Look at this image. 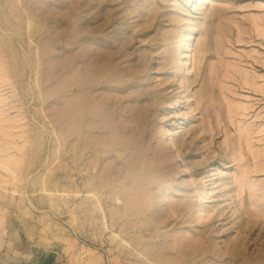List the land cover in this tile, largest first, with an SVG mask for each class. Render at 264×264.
<instances>
[{
    "label": "rangeland",
    "instance_id": "rangeland-1",
    "mask_svg": "<svg viewBox=\"0 0 264 264\" xmlns=\"http://www.w3.org/2000/svg\"><path fill=\"white\" fill-rule=\"evenodd\" d=\"M79 92L122 155L95 157L98 120L74 150ZM0 146L20 167L0 168V264H264V0H0ZM127 159L96 207L86 180Z\"/></svg>",
    "mask_w": 264,
    "mask_h": 264
},
{
    "label": "bare ground",
    "instance_id": "bare-ground-1",
    "mask_svg": "<svg viewBox=\"0 0 264 264\" xmlns=\"http://www.w3.org/2000/svg\"><path fill=\"white\" fill-rule=\"evenodd\" d=\"M48 10V9H47ZM47 12V11H46ZM92 31V30H91ZM89 33V32H88ZM66 34V33H65ZM91 34V33H90ZM92 35H95V33H93ZM47 41V40H46ZM83 49V48H82ZM87 51V50H86ZM98 52V51H97ZM95 54H96V52H94ZM112 53V52H111ZM90 54V53H89ZM105 54V53H104ZM113 54V53H112ZM108 56V55H107ZM70 57V56H69ZM68 57V58H69ZM83 57V56H82ZM91 57H92V55H91ZM95 57V56H94ZM70 58H72V56L70 57ZM111 58H112V56H111ZM94 59V58H93ZM110 59V58H109ZM69 60V59H68ZM67 60V61H68ZM88 60V59H87ZM100 60H102V59H100ZM107 60V59H106ZM87 62V61H86ZM106 62V61H105ZM93 63H95V61L93 62ZM99 63V62H98ZM98 63H96L97 65H98ZM69 64H70V61H69ZM75 64H77V63H75ZM89 64H91V62H89ZM94 65V64H93ZM100 66H102V64H99ZM75 67H76V65H75ZM74 67V68H75ZM108 67V66H107ZM90 68V67H89ZM93 68V67H92ZM91 69V68H90ZM96 69H98V67L96 66ZM96 69H95V71H96ZM102 69V71H103V68H101ZM107 69V68H106ZM72 71H73V68L71 69ZM84 70H86V69H84ZM93 70V69H92ZM99 70V69H98ZM110 70H111V68H110ZM77 71V73L79 72V70H76ZM101 71V70H100ZM115 71V70H114ZM74 72H75V70H74ZM94 72V71H93ZM108 72V71H107ZM111 72H112V70H111ZM116 72V71H115ZM104 73H105V71H104ZM73 74V73H72ZM71 74V75H72ZM80 74V73H79ZM70 75V76H71ZM78 75V74H77ZM72 76L74 77L73 79H72ZM71 76V79H72V83H71V85L72 84H77V81H76V83H75V80L77 79H75V76L74 75H72ZM83 76V75H82ZM81 77V76H80ZM100 76L99 75H96V77L95 78H99ZM103 77H104V75H103ZM102 77V78H103ZM106 77V76H105ZM110 77V76H109ZM90 78V77H89ZM108 78V77H107ZM73 80H74V82H73ZM81 80V79H80ZM92 80V79H91ZM71 82V81H70ZM87 82V81H86ZM89 82V81H88ZM107 82V81H106ZM110 82V81H109ZM84 83V82H83ZM98 83V82H97ZM79 84V83H78ZM70 85V84H69ZM83 85V84H82ZM89 91V90H88ZM76 94V93H75ZM74 94V95H75ZM80 94V92L78 93V94H76L77 95V97H75L76 99L75 100H73V107H71V108H73V110H74V114H73V110L71 109V112H72V114H73V116H74V118H73V120H72V122H71V124H72V134L74 135V142L72 143L71 142V145H73V148H74V150L76 151V152H80L81 151V154L80 155H82V149H83V145H82V142H84V140H86V138H87V135L89 134V135H91V134H93L92 133V129L90 128V126H89V121L90 120H98L99 121V124H100V126L98 127L97 126V128H98V133H96V134H94V135H96L95 136V138H92V139H95V140H93L92 141V139L91 140H89L91 143H93V142H95L94 143V146L92 147V148H94V155H95V157L98 159H100V158H102V155L103 154H105V153H107L108 151H109V149H113L115 152H116V154L118 155V156H120V155H122V153H120V151H122V149H124V147L125 146H127L126 145V142L128 143V140H127V138L124 136L125 134V132L123 131V134H122V131L120 132L118 129H119V127H114L112 124H111V122L109 121V118H108V114L106 113V110H105V104L102 102V101H100V100H98L97 98H90L89 96H88V94H86V93H82L81 95H79ZM79 96V97H78ZM103 97V96H102ZM108 98V97H107ZM73 99H74V97H73ZM69 101H72L71 100V98L69 99ZM63 104V103H62ZM69 104V103H68ZM72 105V103L70 104V106ZM111 105H112V103H111ZM63 107V106H62ZM113 109V108H112ZM67 110H68V108H67ZM69 110H70V108H69ZM64 111V110H63ZM63 111H62V113H63ZM130 111V110H129ZM65 112V111H64ZM109 113H110V111H108ZM59 113H61V111L59 112ZM62 113H61V115H62ZM68 115H70L71 116V114H70V111H68ZM114 113V112H113ZM128 113H130V112H128ZM66 115V114H65ZM69 116V117H70ZM61 117H63V115L61 116ZM65 117V116H64ZM65 119V118H64ZM57 120V119H56ZM62 120V119H61ZM64 121V120H63ZM69 121V119H67L66 120V125H67V122ZM58 122H59V120H58ZM65 122V121H64ZM55 123V122H54ZM94 124V123H93ZM98 124V125H99ZM62 125V124H61ZM64 126V125H63ZM89 126V127H88ZM95 126H96V124H95ZM59 129H60V125H59ZM65 129H67L66 127H65ZM68 129H70V128H68ZM94 129H95V127H94ZM63 130H64V128H63ZM58 132H60V131H58ZM58 132H56V133H58ZM68 133H69V131H67ZM59 134V133H58ZM60 134H61V132H60ZM70 135V134H69ZM84 135L86 136V138H84ZM94 135H93V137H94ZM66 136V135H65ZM90 137L91 136H89V138L88 139H90ZM69 138V137H68ZM82 138H83V140H82ZM67 139V138H66ZM130 139H132V138H130ZM63 141H64V138H63ZM88 141V140H87ZM86 141V142H87ZM85 142V143H86ZM89 143V142H88ZM88 143H86V145H88ZM62 143H60V145H61ZM85 145V144H84ZM84 146L86 149H88L87 148V146ZM140 145V144H139ZM62 146V145H61ZM81 146H82V149H81ZM89 146H90V144H89ZM4 147V146H3ZM3 147L2 146H0V152L1 151H3V150H5V149H3ZM72 148V149H73ZM98 148V150H96ZM85 149V150H86ZM100 149V150H99ZM126 149V148H125ZM124 149V150H125ZM84 150V149H83ZM112 150V152H114ZM71 151H73V150H71ZM133 151V150H132ZM139 151H140V148H139ZM74 153V152H73ZM135 153V152H134ZM133 154V153H132ZM132 154H130V156H132ZM138 154V153H137ZM137 154L135 153V154H133L134 156H133V158L135 157V155L137 156ZM74 155H76V153H74ZM129 156V157H130ZM95 158V159H96ZM137 157H135V160H139V159H136ZM90 159V158H89ZM92 159V158H91ZM130 159H131V157H130ZM128 160V159H127ZM132 160H134V159H132ZM135 160L134 161H129L128 160V164H126V166H125V168L124 169H120V170H118V175H116L115 176V178H111V177H107L108 175V173H105L106 175H98V174H95V175H93V176H91L90 175V177H89V179L88 180H86L87 182H85V187H88V190L87 191H89V193L88 194H90L91 192H92V194H91V196L93 197V198H95L94 199V201L95 202H97L96 204H97V206L96 207H98V201L96 200L99 196H100V194L102 193V190L103 189H106V188H115V187H117L118 186V184L119 183H121V184H124L125 183V181L126 180H128L130 177H132V176H134L135 175V173L138 171V169H139V167H138V164H141L142 162H135ZM89 161V160H88ZM91 161V160H90ZM96 161V160H95ZM144 161V160H143ZM125 162H127V161H125ZM76 164V163H75ZM143 164L145 165V161L143 162ZM91 165V164H90ZM97 165H98V163H97ZM17 166H19L18 165V160H17V155H15V154H8V155H6L4 158H0V168L3 170V171H5L8 175H10L11 176V178H16V176H17V174H16V172H17ZM92 166V165H91ZM123 166H124V164H123ZM86 167H87V165H86ZM93 167V166H92ZM91 167V168H92ZM147 167V166H146ZM20 168V167H19ZM18 168V169H19ZM143 169V168H142ZM88 171V170H87ZM144 171V170H143ZM89 172V171H88ZM152 174V173H151ZM111 176V175H110ZM142 176V175H141ZM136 177V176H135ZM140 177V176H139ZM141 179V178H140ZM146 180V179H145ZM149 180V179H148ZM14 181V180H13ZM143 181V180H142ZM8 181L6 180V179H2L1 178V176H0V185H2V184H6ZM144 183V182H143ZM142 183V184H143ZM146 184H148V183H146ZM120 186V185H119ZM146 185L145 184H143V185H141V183L139 182L137 185L136 184H132L129 188H131V189H128V191L130 192V193H132V199L130 200V202H129V204H130V209L132 210V215H135V213H146V212H150L151 211V214H149V215H151L150 217H151V219H154V215H156V214H154V205H153V199L150 197V195H148V189H146V187H145ZM116 190V189H115ZM106 191V190H105ZM117 193H119V192H115V194H112V196H115L114 197V199L113 200H115V198H120V196L117 194ZM123 195V194H122ZM139 196V197H138ZM110 198H111V196H110ZM107 199V198H106ZM125 199H128V198H125ZM108 200V199H107ZM110 200V199H109ZM108 200V201H109ZM113 200L111 201V202H113ZM118 204L119 203H121L122 204V202L124 203V200L122 201V199L120 198V200H118L117 201V199L115 200ZM126 201H128V200H126ZM104 203V202H103ZM103 203H102V205H103ZM115 204V203H114ZM99 205H100V201H99ZM123 205V204H122ZM128 205V204H127ZM109 207H111V206H109ZM109 207L107 208V210L109 209ZM99 208H102V206L101 207H99ZM77 209V208H76ZM103 209V211H101V212H104V208H102ZM114 209V208H113ZM116 209H119L118 207L116 208ZM129 209V208H128ZM127 209V210H128ZM97 210H99L98 208H97ZM109 211V210H108ZM135 213H134V212ZM107 212V211H106ZM116 212V211H115ZM126 212V211H125ZM105 213V212H104ZM104 213H102V214H104ZM112 214V213H111ZM127 214V213H126ZM128 214H129V212H128ZM125 215V216H129V215ZM138 214V215H139ZM110 215V214H109ZM137 215V216H138ZM111 216H114V215H111ZM119 216V215H118ZM122 216H123V212H122ZM120 217V216H119ZM104 225H106V226H108V222H107V220H106V216H104ZM111 218V217H110ZM115 218V217H114ZM118 218V217H117ZM158 219V218H157ZM112 221L113 222H109L110 224H112V225H114V220H113V217H112ZM123 221V220H122ZM125 221V220H124ZM123 223V222H122ZM0 225H2V216H0ZM90 225L91 226H93V227H95V225H94V222L93 221H91L90 222Z\"/></svg>",
    "mask_w": 264,
    "mask_h": 264
}]
</instances>
